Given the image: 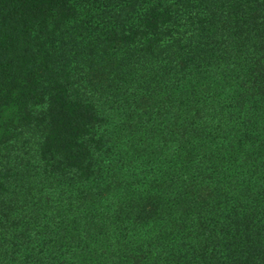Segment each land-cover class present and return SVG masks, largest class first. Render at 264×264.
<instances>
[{"label":"trees","instance_id":"obj_1","mask_svg":"<svg viewBox=\"0 0 264 264\" xmlns=\"http://www.w3.org/2000/svg\"><path fill=\"white\" fill-rule=\"evenodd\" d=\"M0 264H264V0H0Z\"/></svg>","mask_w":264,"mask_h":264}]
</instances>
